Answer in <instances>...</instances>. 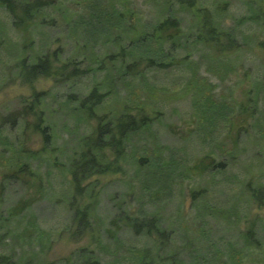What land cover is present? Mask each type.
<instances>
[{
    "label": "rangeland",
    "instance_id": "1",
    "mask_svg": "<svg viewBox=\"0 0 264 264\" xmlns=\"http://www.w3.org/2000/svg\"><path fill=\"white\" fill-rule=\"evenodd\" d=\"M50 1L43 12L46 22L34 23L30 34L10 29L0 8L7 34H0V235L7 236L1 252L11 253L19 264H69L86 248L100 264H137L140 253H154L153 242L127 229L116 239L108 234L116 230L110 221L123 209L136 217H156L186 264H264V197L259 196L264 193V17L257 24L237 23L248 4L264 8V0H202L235 30L244 51L226 56L193 47L183 66L147 73L149 96L140 103L162 115L130 137L120 172L91 179L95 198L86 194L85 201L94 203L98 220L83 236H76L70 223L64 166L90 128L72 121L64 96L85 92L91 78L99 80L104 72L84 76L73 87H55L51 78L29 86L18 78L15 62L29 53L58 52L61 61L72 58L84 68L115 49L113 9L135 11L148 24L159 6L153 0ZM50 19L56 22L51 25ZM132 81L125 78L114 86L106 102L110 110L135 105L128 94L134 92ZM35 93L46 95L41 106L51 127L46 150L32 116H27L28 128L22 118H13ZM246 102L249 111L240 114ZM20 163L32 174L5 180ZM249 233L257 245L245 244Z\"/></svg>",
    "mask_w": 264,
    "mask_h": 264
},
{
    "label": "trees",
    "instance_id": "2",
    "mask_svg": "<svg viewBox=\"0 0 264 264\" xmlns=\"http://www.w3.org/2000/svg\"><path fill=\"white\" fill-rule=\"evenodd\" d=\"M153 1L158 4L159 11L148 24H143L135 11L115 12L113 9L116 16L114 29L118 34L112 43L115 49L112 53L103 54L94 63H87L84 68H81L84 62L80 63L72 58L61 61L58 52L36 55L29 53L15 62L14 68L18 72V78L29 86L39 79L51 78L55 87H70L72 84L73 87L84 76L104 72L99 80L96 77L91 78L92 82L85 92H70L64 96L65 104L71 106L72 121L77 125L86 122L90 128L89 133L78 140L76 156L64 166L70 186L67 207L76 236H83L92 230L93 224L96 225L98 220L94 216L96 213L94 203L85 201L86 194L89 200L95 198L91 179L120 172L122 170L120 164L130 137L150 128L162 115L153 108L147 112L143 108V103H140L148 100L149 96L150 87L144 84L147 73L151 70L164 71L183 66L194 52V48L200 46L211 48L216 53H228L226 56L240 53L245 49L237 41L238 34L236 35L235 30L232 27L228 28L221 19L216 18V11L212 12L210 8L202 5V0ZM52 4L50 0H0V8L9 19V28L26 33L37 21L46 22L43 12ZM260 16L264 17L263 6L257 8L248 4L246 13L237 18V23L257 24ZM49 22L53 25L56 21L50 19ZM5 32L0 25V34L4 35ZM29 40V46H33L34 40L32 38ZM22 47L26 48L27 45ZM184 52L186 55H182ZM125 78L133 80L131 91L134 87V92L128 94H132L135 105H124L122 110L115 113L106 106V102L114 86ZM45 96L43 93L33 94L34 101L25 104L20 113L13 115V118L14 120L22 118L25 128H28L30 124L27 116H32L35 119L32 127L41 135L46 150L51 144V137L48 134L51 127L47 124L44 111L41 109ZM249 104L246 102L239 106L240 114L246 115L250 108ZM31 174L30 167L20 163L15 171L5 176V180H17L19 176L29 177ZM259 196L264 197V193ZM251 197L256 198L255 202L260 200L253 192ZM8 215L14 218L11 210ZM110 223L116 230L108 231V234L115 239L119 232L127 229L135 235L147 236L152 240L154 253L152 255L140 253L137 264H186L177 257L175 247L171 244L172 234L163 228L156 217H136L129 211L119 209ZM250 234L245 235V244L257 245L251 243L253 238ZM40 237L41 234L38 238ZM6 240L7 236L0 235V264H19L11 253L1 252L6 246ZM69 264L100 263L94 251L83 248L72 257Z\"/></svg>",
    "mask_w": 264,
    "mask_h": 264
}]
</instances>
